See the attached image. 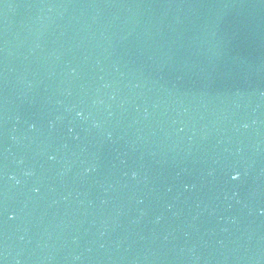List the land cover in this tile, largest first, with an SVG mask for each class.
<instances>
[{
  "label": "water",
  "instance_id": "obj_1",
  "mask_svg": "<svg viewBox=\"0 0 264 264\" xmlns=\"http://www.w3.org/2000/svg\"><path fill=\"white\" fill-rule=\"evenodd\" d=\"M0 264H264V0H0Z\"/></svg>",
  "mask_w": 264,
  "mask_h": 264
},
{
  "label": "clouds",
  "instance_id": "obj_2",
  "mask_svg": "<svg viewBox=\"0 0 264 264\" xmlns=\"http://www.w3.org/2000/svg\"><path fill=\"white\" fill-rule=\"evenodd\" d=\"M239 176V173H236V175L233 176V179H236Z\"/></svg>",
  "mask_w": 264,
  "mask_h": 264
}]
</instances>
